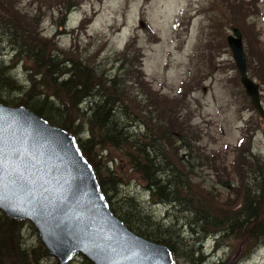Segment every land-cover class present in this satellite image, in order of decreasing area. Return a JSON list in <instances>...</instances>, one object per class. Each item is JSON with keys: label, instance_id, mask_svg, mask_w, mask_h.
Here are the masks:
<instances>
[{"label": "trees", "instance_id": "16d2710c", "mask_svg": "<svg viewBox=\"0 0 264 264\" xmlns=\"http://www.w3.org/2000/svg\"><path fill=\"white\" fill-rule=\"evenodd\" d=\"M84 1L56 0V6L61 17H65ZM215 2L222 7L216 9L218 13L215 10L206 13L207 24L200 27L198 43L191 54L195 67L189 68L178 92L166 97L153 91L146 81L136 36H131L125 47L115 52L113 64L116 69L104 71L79 49L60 47L53 38L43 35L38 14L22 12L16 0H0L1 34L6 41H11L15 55L28 61L31 72V83L25 85L0 62V87H15L17 95L14 98H18L12 100L0 96V100L10 105L24 104L51 123L75 134L86 132V137L78 138L79 146L92 164L111 210L128 227L163 242L175 257L173 230L176 229L171 225L162 228L161 222L153 220L149 213L143 216L131 210L129 206L133 207L134 196L126 197L124 203L128 207L114 198L120 178L116 170L110 168L106 156L103 158L98 153L97 146L116 151L126 168L145 181V187L155 201L187 212V223L203 235L201 238L213 235L218 240L220 236L230 235L239 240V246L232 249L227 260L210 264H239L242 258L264 244V153L255 154L252 145L257 128L245 127L246 137L233 146L237 153L232 168L239 174V179L229 180L227 187H237L240 199L237 202L229 197L223 199L213 191L214 185H204L194 178L192 158L218 159L209 156V152L198 145L201 133L193 134L185 106L190 86L197 87L199 83L191 84L196 77V65H199L195 56L209 50L206 55L210 68L215 52L228 46L226 33L229 28L238 27L243 32L248 71L264 89V40L253 20L260 15L259 0ZM184 15L182 11L176 21ZM90 22L91 18L84 20L82 29ZM145 29L151 37V27L146 24ZM158 37L151 38L156 41ZM184 41L185 38L179 39L180 47ZM262 99L264 101L263 92ZM180 149L186 151L180 153ZM117 157L112 156L110 161ZM214 165L213 168L219 171L221 164L214 162ZM25 220L1 214L0 264H57L47 261L52 256L37 237L36 244H29L24 239L21 229ZM32 231H36L35 228ZM182 253L194 260L193 250ZM82 256L87 264H94ZM199 256L203 257L202 254Z\"/></svg>", "mask_w": 264, "mask_h": 264}, {"label": "rangeland", "instance_id": "374dc122", "mask_svg": "<svg viewBox=\"0 0 264 264\" xmlns=\"http://www.w3.org/2000/svg\"><path fill=\"white\" fill-rule=\"evenodd\" d=\"M16 1L22 12L39 15L43 35L53 38L60 47L73 46L75 51L79 49L104 71L116 69L113 64L115 52L123 49L131 36H136L146 81L153 91H158L166 97L178 92L183 79L187 78L189 68L195 67L191 54L198 43L200 27L207 24V11L215 10V13H218L216 9L222 7L216 4L215 0H85L65 17H61L56 0ZM259 9L260 15L253 20L262 31L264 40V0H259ZM182 11L185 15L177 22L176 19ZM88 18H91V22L86 24V29H82V23ZM146 24L153 32L151 37L158 35V40L154 41L150 37L145 29ZM231 32V28L227 29L226 35ZM180 38H185L181 47ZM5 39L0 31V62L7 65V70L15 75L18 82L30 84V64L24 57L16 56L11 41ZM220 51L215 52L216 56L210 68L206 55L209 50L195 56L199 65H196V77L191 84L199 83L197 87L191 85L189 88L185 112L189 114L193 134L201 133L198 142L200 148L209 152V156L218 159L214 161L210 158L204 161L199 157L192 158L194 178L204 185H214L213 191L223 199L229 197L231 201L237 202L240 199L239 190L237 187H227L229 180L239 179V174L232 168L237 153L233 146L239 143L243 136L246 137L245 127H255L257 129L252 141L253 152L264 153V118L246 93L231 48L228 45ZM261 87L264 93L262 84ZM14 90L15 87H0V96L18 99L14 98L17 95ZM75 135L77 138H84L87 133L77 132ZM97 150L103 158L106 156L110 168L115 169L120 178L114 198L125 206L126 197L134 196L135 203H132L133 207L129 206L131 210L143 216L149 213L153 220L161 222L162 228L171 225L176 229L173 230L172 238L177 250V262L210 264L220 259L227 260L239 246V240L230 235L220 236L218 240L213 235L201 238L203 235L187 223V212L180 207L174 208L170 204L155 201L146 190L145 181L126 168L117 157L116 151L105 150L99 146ZM185 151L179 150L180 153ZM193 155H196V152H193ZM112 156L117 158L110 161ZM214 162L221 164L219 171L213 168ZM135 208L137 209L134 210ZM2 213L4 212L0 210V216ZM32 226L31 222L25 220L21 230L29 244H36L38 235L37 231H32L35 228ZM187 250H193L194 260L182 253ZM200 254L203 255L202 258ZM47 261L56 263L53 256ZM68 264L87 263L83 256L78 254ZM239 264H264V244L257 246L242 258Z\"/></svg>", "mask_w": 264, "mask_h": 264}, {"label": "water", "instance_id": "95a60500", "mask_svg": "<svg viewBox=\"0 0 264 264\" xmlns=\"http://www.w3.org/2000/svg\"><path fill=\"white\" fill-rule=\"evenodd\" d=\"M241 81L264 118L261 83L250 75L243 32L227 35ZM0 210L24 218L56 259L94 264H180L163 242L128 227L110 208L77 136L24 104L0 100Z\"/></svg>", "mask_w": 264, "mask_h": 264}]
</instances>
